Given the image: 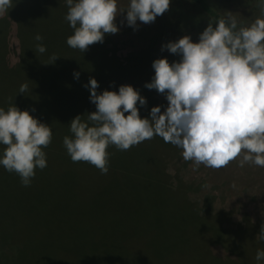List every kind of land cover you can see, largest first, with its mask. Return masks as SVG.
Returning <instances> with one entry per match:
<instances>
[{
  "label": "clouds",
  "instance_id": "9594fccd",
  "mask_svg": "<svg viewBox=\"0 0 264 264\" xmlns=\"http://www.w3.org/2000/svg\"><path fill=\"white\" fill-rule=\"evenodd\" d=\"M64 2V19L73 29L66 43L84 52L89 45L102 43L105 34L119 31L114 22L118 14L126 12L127 25L135 29L137 21L154 22L171 0H128V6L119 10L117 0ZM256 3L261 15L249 25L228 12L210 21L197 42L185 35L161 46L180 57L171 63L166 57L155 59L154 75L144 85L165 95L168 104L163 112L154 106L149 117L142 118L137 102L143 107L147 101L132 85L98 94V81L90 78L84 86L96 110L86 120L77 115L70 121L71 136L63 137V146L71 160L87 162L106 174L109 145L126 151L159 136L181 149L194 171L201 164L221 169L237 157L240 167L246 163L264 167V0ZM13 4L14 0H0V16L8 14ZM34 40L36 51L45 53L43 37L37 33ZM57 58L53 54L45 64ZM73 76L78 79L79 72ZM27 90L28 85L21 84L18 93ZM52 138L51 127L28 110L14 104L0 107V166L16 173L23 186H30L37 168L47 167L43 149ZM256 239L264 242V225ZM255 260L264 262V249H257Z\"/></svg>",
  "mask_w": 264,
  "mask_h": 264
},
{
  "label": "rangeland",
  "instance_id": "374dc122",
  "mask_svg": "<svg viewBox=\"0 0 264 264\" xmlns=\"http://www.w3.org/2000/svg\"><path fill=\"white\" fill-rule=\"evenodd\" d=\"M48 1L52 4L47 5ZM206 1L219 15L225 16L228 12H232V15L245 26L261 15L256 0ZM15 3L16 0L12 8ZM25 3H28L31 8L48 13L51 19H47V14H44L42 26L48 25L51 20L53 22L56 19L61 20L56 15L67 8L64 0H25ZM127 6L128 0H117L118 10ZM125 16L126 12L118 14L115 18L114 22L119 28L117 33L105 34L102 43L97 42L89 46L90 56L94 58H89V63L94 62L96 66L95 56H101L102 59L113 58L116 63L114 71L120 74L122 65L125 63L126 67L134 65V69L138 71L130 69L126 74L137 72L133 82L138 83L147 101L146 109L139 107L140 115L149 117L152 107L161 106L163 112L168 104L164 94L144 86L154 75L152 62L164 57L169 63L178 62L180 59L178 55L171 54L167 49L162 50L161 46L185 35L190 36L193 42H197L199 34L210 21L214 22V20L184 0H171L169 9L157 16L154 22L144 24L137 21L135 29L127 25ZM3 17L7 21L6 14ZM32 20L35 19L29 20L31 25ZM176 23L178 28L175 26ZM213 26H215L214 23ZM58 28L61 32L63 31L62 24ZM15 30V25L10 30H6L13 34L14 40H16ZM42 36L45 37V44H47L46 39L49 40V37L43 34ZM3 40L4 38L1 40L0 37V97L2 96L1 88L11 93L17 90L12 87L13 80L3 81L8 75L7 69L16 64L18 59V54L11 55V41L8 40L9 43H7ZM67 50L61 45L59 51L51 55L58 56L56 60L60 57L73 59L82 56L80 50L77 51L79 56L75 54V50L74 54L73 50ZM132 54H134L132 58L135 62L127 61ZM49 62L46 59L44 64ZM81 67L82 63L77 64L75 71L81 72ZM125 76L122 78L121 85L127 84ZM105 77H103L104 80ZM60 91L58 87L55 89L57 95L61 94ZM152 141L153 138L140 144L146 146L153 143ZM155 141L159 142L157 138ZM159 143H162L160 149L157 147L155 150H148L151 152L148 156L153 159V155L162 154L160 162L153 171L155 179L165 186L163 188L170 190L169 197L171 195L175 199L177 196L179 200L185 197L188 202L197 203L201 211L204 205L206 210L203 212L210 211L212 215L221 212L219 222L216 220L215 222L221 226V232L225 233L226 241L231 242V231L240 228V234L236 236V239L240 240L237 239L240 243L239 248L248 245L247 252L252 255L250 257L248 254L240 258L239 264H257L255 260L257 249L264 247V242L256 239L261 226L264 225V167L247 163L240 167V157H237L221 169H213L201 164L194 171L193 162L183 159L181 149L170 143H164L163 139ZM168 147H172L173 151L171 152ZM167 151L169 153H166ZM108 169L112 173L118 171L110 164ZM3 170L4 175L0 177V264H177L169 258L168 250L165 248L171 249L168 240L169 232L166 230L169 227L168 212H164V216L156 215L151 222H140L136 227L130 224L131 220L129 222L130 216L127 212L129 208L127 210L126 204H133V208L139 210V178L142 179L144 171L139 164L135 168V171L139 170L138 173L129 174V178L133 180L126 183L122 189L118 187L117 180L112 182V190L102 195V204L99 207L103 209L89 207L85 204V199L78 198V189H75L78 183H74V190L71 189L70 185L64 181L60 182L61 173H56L55 177L53 176V182H49L37 168L30 186L44 188L51 184L53 190L61 194L75 192L69 198L64 196V203L67 202L65 205L60 203L55 204L54 209H38L28 204L30 198L28 191H17L16 185L9 183L17 181V174L7 172L4 168ZM97 174L102 176L101 173ZM205 184L208 187H203ZM94 192L100 195L101 189H96ZM85 194L80 192L82 196ZM98 194L92 199H96ZM81 202L84 205H81ZM107 214L112 221L110 227H106L103 218ZM251 235L254 236L256 245L249 241ZM251 249L252 251H249ZM239 250L235 251V255L240 252ZM221 254L229 260L228 255L224 252ZM210 261V258L207 260V257L203 256L201 264H209Z\"/></svg>",
  "mask_w": 264,
  "mask_h": 264
},
{
  "label": "trees",
  "instance_id": "16d2710c",
  "mask_svg": "<svg viewBox=\"0 0 264 264\" xmlns=\"http://www.w3.org/2000/svg\"><path fill=\"white\" fill-rule=\"evenodd\" d=\"M184 1L197 7L206 15L211 16L214 21L223 17L216 13L206 0ZM48 4H52V2L48 1ZM39 12H42L43 15ZM66 13L67 8L64 12L57 13L56 17H60L61 20L56 19L55 22L51 20L48 25L42 26L44 14H47V19H51L48 13L44 10L39 11L31 8L28 3H25V0H16L14 8H11L8 14L5 13L7 21L3 17L5 14L0 16L1 40L4 38L7 43L10 40L11 55L17 56L18 54L17 63L13 64L10 69H7L8 75L3 80H13L14 84L12 87L14 89L17 88V90L15 93H11L9 90L1 88L0 107L7 109L8 106L14 104L22 111L28 110L30 115H33L51 127L53 132L52 142L48 147L43 149L47 159V167L43 170L40 169L43 177L47 181L53 182V176L55 177L56 173H61L60 182L64 181L67 185H70L71 189L74 190V183H78L75 187V189H78V198L85 199L87 206L94 209H103L99 207L102 204V195L112 190V182L117 180L118 187L122 189L126 183L133 180V178H129V174L138 173L139 170L135 171V168L139 164V167L141 166L144 170L142 179L139 178V210L134 209L133 204H126L127 210L129 208V211H127L130 216L129 222L131 220L130 224L136 227L140 222H151L156 215L164 216L163 213L168 212L170 229L168 227L166 230L169 232L168 240L171 249L165 248L168 250L169 258L172 261L174 260L177 264H201L202 257L206 256L207 260L208 258L211 259L209 264H239L240 258L248 254L251 257L252 255L247 252L248 245H243L239 248L240 240L237 238L239 240L237 241L236 236L240 234V228L239 230L231 231V242L226 241L225 233L221 232V226L218 224V219L222 216L221 212L212 215L210 211L203 212L206 210L204 205L201 211L197 203H190L185 197L181 200L177 196L175 199L171 195L169 197L170 190L163 188L165 186L155 179L153 170L160 162L162 154L153 155V159H151L148 156L151 152H148V150H155L157 147L160 149V146H162V143H159L162 141L161 137L154 136L153 143L146 146L138 144L126 151L118 150L114 145H109L107 148V151L110 153L109 164L117 168L118 171L116 173L108 171L106 174H101L103 177L97 174L101 172L95 166L87 162H73L71 160L63 146V137L65 135L71 136L69 123L77 115H80L82 120H86L87 115L96 110L95 105L90 102V92L84 85L88 83L90 78H95L97 81L99 80L98 84L100 88H97L98 94L104 90L118 91L122 78L128 70L134 69V65L126 67L125 63L122 65L123 68L120 65L119 69L121 68L122 71L120 74L117 73L118 71H114L116 63L113 58L102 59L101 56H95V66L94 62L89 63V58L93 57L90 56V47H88L86 51L82 52L83 57L80 56L73 59L60 57L52 65L46 66L44 64L46 59L49 60L53 52L59 51L61 45L70 51L73 50V54L75 50V54L79 56L78 49H73L66 43L67 37L73 33V29L69 27L68 22L64 19ZM30 19H35L32 20V25L29 22ZM60 24L63 25L62 32L58 28ZM14 25L16 26L14 36L17 41L13 39V34H10L11 32H6V30H10ZM175 26L178 28V23ZM37 33H41V36L43 34L49 37V40L46 39L47 44H45V37L42 36L43 41L41 43L46 46V52L43 54L37 52L35 49L37 42L34 40V37ZM133 56L134 54L127 61H133ZM79 63H82V70L79 72V78L75 79L73 73L76 72L75 68ZM111 64H113V67H111ZM134 70L138 71V69ZM126 75L127 85H132L143 96L144 93L139 88L138 83L133 82L137 72L134 71ZM100 77L101 79H99ZM103 77L106 79L104 80ZM20 84L28 85V90L25 94L18 93ZM57 87L61 90V94H56L55 89ZM146 105L141 107L137 102L138 108L146 109ZM156 138L159 140L158 143L155 141ZM156 143L157 145H155ZM168 149L171 152L173 151L172 147H168ZM166 153H169V151ZM0 169L3 170V167L0 166ZM2 170L0 171V177L4 175V170ZM9 183L16 185L17 191H28L30 195L28 204L41 210L46 208L54 209L53 206L55 204L61 203L63 205L65 201L64 196L69 198L75 193L71 191L61 194V192L54 191L51 184L44 188L37 186L25 187L21 184L19 176L17 181ZM96 189H101L100 195L94 192ZM79 191L86 194L82 196ZM97 194L98 196L93 200L92 197ZM204 202L207 204L206 200ZM81 205L84 204L81 202ZM103 218L106 222V227H110V222L112 221L108 217V214ZM215 220L218 222L216 223ZM253 237L251 235L249 241L256 245ZM207 247H209V251H207ZM237 250L240 252L235 255V251ZM249 251H252V249ZM221 252L228 255L229 260Z\"/></svg>",
  "mask_w": 264,
  "mask_h": 264
}]
</instances>
